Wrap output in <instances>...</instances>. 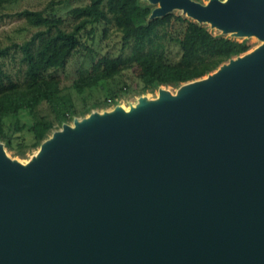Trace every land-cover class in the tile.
Instances as JSON below:
<instances>
[{
	"label": "water",
	"instance_id": "1",
	"mask_svg": "<svg viewBox=\"0 0 264 264\" xmlns=\"http://www.w3.org/2000/svg\"><path fill=\"white\" fill-rule=\"evenodd\" d=\"M149 1L263 43L26 164L0 144V264H264V0Z\"/></svg>",
	"mask_w": 264,
	"mask_h": 264
},
{
	"label": "trees",
	"instance_id": "2",
	"mask_svg": "<svg viewBox=\"0 0 264 264\" xmlns=\"http://www.w3.org/2000/svg\"><path fill=\"white\" fill-rule=\"evenodd\" d=\"M17 1L0 0V14ZM66 1L49 0L41 9L15 12L36 28L27 39L11 45L24 65L21 80L14 79L0 60V144L18 157L39 148L63 125L106 109L107 101L116 105L115 97L121 93L141 95L162 86L180 87L251 47L245 38L212 34L203 24L172 12L148 18L141 13L149 9L141 0H89L76 5L69 10L74 22L67 29L52 13ZM110 27L120 33L121 51L129 47L126 55H98L96 33L105 35ZM9 48L0 47V58L8 56ZM76 54H83L90 67L79 65L64 85L61 73ZM110 82L119 86L112 88ZM103 83L109 94L91 101L86 92ZM40 109L47 110L51 119L36 117ZM7 115L11 123L5 121Z\"/></svg>",
	"mask_w": 264,
	"mask_h": 264
},
{
	"label": "rangeland",
	"instance_id": "3",
	"mask_svg": "<svg viewBox=\"0 0 264 264\" xmlns=\"http://www.w3.org/2000/svg\"><path fill=\"white\" fill-rule=\"evenodd\" d=\"M49 0H19L17 2L7 4L3 8L1 14H0V47L8 46L9 48V54L6 57H1L0 60L4 63L3 67L6 69L9 74L17 80H21L22 71L24 68V65L20 61V52L14 48H12V43H20L24 39H27L35 30L36 28L33 26H30L27 24L23 18L17 16L15 12L22 10L24 8L28 9H41L45 7V5L48 3ZM89 0H68L66 2H62L58 5H56L52 13H54L57 16H60L63 20V25L65 28L69 29L74 22L73 16L69 13V10L76 6V5H83L87 3ZM208 0H200V2L205 3ZM225 1V0H222ZM143 4H145L149 9L148 10H141V13L144 14L146 17L150 18L151 11L154 7L157 6V3H152L149 0H141ZM174 14L182 15L184 17L190 18L180 9H173L171 11ZM192 19V18H190ZM193 20V19H192ZM203 24L212 34L215 35H223L229 38H235L238 40L247 39V42L250 44V49L247 50L245 53H248L261 45L263 43L262 40L258 39L256 36L250 35V36H242V37H236V35L232 33H225L222 34L221 30L217 27H213L208 22H202ZM96 42H95V48L98 50V55L101 54H127L129 52V47H125L121 51V40H120V33L114 30V27H110L108 30V33L105 35H102L99 31L96 33ZM243 53V54H245ZM242 54V55H243ZM82 65L86 69H89L90 67V61L83 56V54H76L69 62L66 67V72L61 73L62 83L64 85H68L71 80L74 78V74L76 71V68ZM214 72V71H213ZM212 72V73H213ZM112 88H116V86H119V84H115L116 86H113V84L110 82L109 84ZM108 85L103 83L101 87H94L91 91L86 92L88 98L92 101L95 99L101 100L105 96L109 94ZM180 87H173V86H162L161 89H164L168 91L171 94H176L179 91ZM159 95V90H155L153 92H146L144 94L138 95V94H132V93H121L118 96L115 97V101H117L116 105L122 107L123 109H129L130 107L138 105V103L141 100H145L147 102L156 101ZM108 106L106 109H100V110H94L98 111L99 113H103L105 111H111L116 105L113 104L112 101H107ZM38 113H35L36 117L37 115H45L48 116L49 119H51L50 114L47 112V110L40 109L37 111ZM89 114L86 115V117ZM10 115H7L5 118V121L7 123H11L12 119H9ZM31 118V117H30ZM81 119V118H79ZM72 125L73 123H69ZM4 151L6 156L14 161H17L22 164H26L28 161H30L32 158H34L37 153L39 152V148L33 149L32 151L26 153L24 157H18L13 154L12 150L6 149L4 146Z\"/></svg>",
	"mask_w": 264,
	"mask_h": 264
},
{
	"label": "bare ground",
	"instance_id": "4",
	"mask_svg": "<svg viewBox=\"0 0 264 264\" xmlns=\"http://www.w3.org/2000/svg\"><path fill=\"white\" fill-rule=\"evenodd\" d=\"M157 5L159 6V1H157ZM182 10V9H180ZM185 15H187L188 17L192 18V19H196L195 17H193L191 14L188 13V11H184ZM254 36V35H253ZM124 110H128V109H124Z\"/></svg>",
	"mask_w": 264,
	"mask_h": 264
},
{
	"label": "built area",
	"instance_id": "5",
	"mask_svg": "<svg viewBox=\"0 0 264 264\" xmlns=\"http://www.w3.org/2000/svg\"><path fill=\"white\" fill-rule=\"evenodd\" d=\"M229 38V37H228ZM235 39V38H234ZM238 40V39H237Z\"/></svg>",
	"mask_w": 264,
	"mask_h": 264
}]
</instances>
